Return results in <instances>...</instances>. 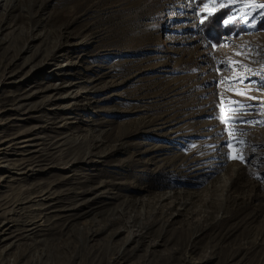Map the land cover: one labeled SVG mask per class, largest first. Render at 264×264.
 Returning <instances> with one entry per match:
<instances>
[{
  "label": "rangeland",
  "instance_id": "rangeland-1",
  "mask_svg": "<svg viewBox=\"0 0 264 264\" xmlns=\"http://www.w3.org/2000/svg\"><path fill=\"white\" fill-rule=\"evenodd\" d=\"M17 1L24 6L31 3ZM37 1L46 20L47 40L28 43L32 55L18 56L9 70L8 76H13L4 79L0 74V159L28 156L19 145H13L11 136L33 129L31 137L39 141L57 134L66 138L71 152L53 150L50 162L57 168L46 172L13 175L0 170V177H4L0 194H11L17 200L24 188L32 186L59 192L109 182L106 188L111 192L145 196L147 206L173 189L181 191L182 200L196 195L193 208L201 214L221 193V179L226 176L231 181L230 195L238 198L237 205L233 200L230 207L236 208L232 216L219 221V228L198 237L190 252L192 262L259 264L264 253V125L246 122L264 121V9L251 6L264 4V0H225L223 7L213 4L208 10H203L200 0ZM215 17L219 23L211 29L219 30L218 38L203 32V25ZM7 21L14 30L5 24L0 38L8 37L10 54L14 55L24 42L31 41L32 22L19 15ZM57 46H61L59 57L41 71L30 73ZM28 60L33 62L28 64ZM66 63H72L71 75L55 77L56 67ZM72 93L75 98L58 99ZM23 96H31L29 107L39 108L26 114L11 109ZM51 122L56 123L47 126ZM96 126L102 135L93 132ZM237 129L247 135L239 136ZM229 131L233 132L231 137ZM98 138L102 139L100 146ZM118 139L122 150L111 152ZM230 139L232 149L227 146ZM241 139L246 143L236 144ZM87 151L92 154L87 161L64 165L71 157H86ZM230 153L242 155L243 162L230 159ZM37 204H41L39 198L24 207L36 208ZM211 211L208 222L223 214L216 207ZM19 215L9 216L7 233L14 232ZM185 219L184 215L175 218L172 233L166 235L171 239L167 248L186 243L188 231L176 232ZM85 220L80 226L87 223ZM241 220L249 223L232 231L226 241L216 238V232L233 228ZM250 223L256 225L253 231ZM125 237L121 235L118 244ZM257 237L262 238L254 246ZM148 246L145 242L121 264L144 260ZM253 247L257 260L252 261V254H256ZM212 251L215 259L204 262L206 253ZM234 251L239 257L229 262ZM153 256L145 258L148 264H167ZM170 264H182V259Z\"/></svg>",
  "mask_w": 264,
  "mask_h": 264
},
{
  "label": "bare ground",
  "instance_id": "bare-ground-1",
  "mask_svg": "<svg viewBox=\"0 0 264 264\" xmlns=\"http://www.w3.org/2000/svg\"><path fill=\"white\" fill-rule=\"evenodd\" d=\"M0 15L2 16L3 24L0 26V31L6 29L7 26L14 30V26L9 21L6 23V20L14 21L18 15L27 17L32 22V31L29 33L32 39L31 41L24 42L17 49L16 54H10L12 49L10 48L11 42L8 40V37L0 38V56H6L5 58H0V74L6 79L13 76H8L9 70L16 63L19 55L28 52H31L32 55L28 43L37 39L46 41L48 37H45V34H49V32L44 31L46 20L42 15L40 1L31 0L29 6H24L17 0H0ZM35 33L36 35H34ZM60 47H55L57 50H52L37 65L31 66L30 73L41 71L50 66V62L59 57L57 53L60 52ZM32 62V60L30 62L28 60V64ZM71 66L72 63L58 66L56 67V74L53 75L55 77L71 75L69 73ZM30 97L23 96L16 99L15 103L11 105V109L22 110L24 114L32 110L36 111L39 107H29L27 103ZM75 97L76 95L72 93L71 95H62L58 99L60 101H67ZM79 109H83V105ZM54 123L56 122L47 123V126ZM65 124L66 122L64 121L62 126L58 127H63ZM32 131L24 130L11 136L13 145H19L25 151V155L28 156L22 160L3 157L0 159V170L13 175H24L28 172H46L50 168H57L56 166H52L50 162L53 150L66 153L71 152L66 147V138H61L59 134L55 137L44 136L43 138H39L42 139V141H39L36 140L38 138L32 139ZM93 132L97 136H100L103 131L97 128ZM116 141L117 143L111 152L118 153L122 150L123 144L121 139ZM97 142L98 145H102V139L98 138ZM2 144L3 142L0 141V154L3 152V149H1ZM74 149L72 148V151ZM37 153L41 154L34 158ZM91 156V152H88L86 157L83 158L71 157L69 160L66 159L67 162H64V165L71 164L70 166H73L77 162L87 161L86 158H90ZM18 161L21 162L18 163ZM3 178L0 177V182ZM221 182L223 185L221 193L213 197L214 199H211L209 207L205 205V208L201 210V214H198V210L193 208L195 199L197 198L196 195H188L185 200H182L179 195L181 191L176 192L174 189L163 193L159 197L157 196L154 203L148 206L145 196L138 198L111 192L106 188L109 182H105L106 184L98 187L79 188L80 190L78 188H67L59 192L53 190V187V189L41 190L38 186H32L24 188V193L17 200L13 199L11 194L7 195L2 192L0 194V214L2 213L0 216V264H121L122 261H125L137 252L145 242L149 243L145 258L154 255V258L160 257L162 259L161 263L170 264L171 260L182 259V264H193L190 252L196 248L198 237L207 234L211 229L213 230L221 219L226 220L232 216L234 208H236L230 207L231 201L234 200L235 204L238 202V198H233L234 196L230 195L231 186L229 182L231 181L225 176L221 179ZM103 188L106 189L101 190ZM143 191H147V189L145 188ZM35 198H39L41 204H37L36 208L30 207L31 209L24 207V205ZM213 207H216L219 213L223 212V214L218 218L219 220L214 218L213 221L208 222L207 218L211 216ZM13 213H20L16 219V229L14 232L7 233L10 229L9 216L13 215ZM180 215L187 216V219L178 224L176 232L177 230L188 231L187 241L183 245L173 244L170 248H167L168 244L171 243V239H166V235L172 233L171 231L173 230L170 228L172 226L173 228L175 227L176 221L174 220ZM85 217L88 219L85 220L87 223L80 226V221L86 219ZM238 222L239 224L234 225L233 228L228 230L221 232L214 231L216 232V238L226 241L232 231H236L240 227L243 228L244 224L247 225L249 223V221L242 220ZM255 226H252V223H250L249 230L253 231ZM176 232L174 233L176 234ZM123 234H126L125 240L121 244H118L117 239ZM258 234L261 235L259 232ZM260 238L262 237L256 238L254 246ZM262 239L264 240V238ZM132 244L135 245L129 249ZM262 245L263 242L261 241L259 247ZM184 250L186 253H183ZM162 251L166 253L164 254L165 256L159 255ZM253 252H256L254 247ZM238 254V252L234 251L233 255H231L232 259L229 262L239 257ZM252 256H254L251 259L252 261L254 259L257 260V252L256 254L253 253ZM145 258L133 264H148V259ZM203 259L204 262L214 260L215 253L213 251L212 253H206ZM258 263L264 264V253L258 260Z\"/></svg>",
  "mask_w": 264,
  "mask_h": 264
},
{
  "label": "snow or ice",
  "instance_id": "snow-or-ice-1",
  "mask_svg": "<svg viewBox=\"0 0 264 264\" xmlns=\"http://www.w3.org/2000/svg\"><path fill=\"white\" fill-rule=\"evenodd\" d=\"M200 4L202 5L203 10H208V9H209V6H210V5H213V4H218V6L223 7L224 4H225V0H200ZM251 6L254 7V8H261V9H264V4H252ZM209 15H212V12H209ZM206 18H207V17H205L204 19H206ZM202 22H203V20H202ZM214 47H215V46H214ZM262 79H264V77H262ZM245 114H246V113H245ZM218 118H220V117H218ZM222 122L225 123V124L229 123V121H226V120H222ZM232 123L235 124L236 122H232ZM246 123H260L261 125H264V121H261V122H251V121H248V122H246ZM236 131H237V134H238L239 136H241V137L247 135V133L244 132L243 130L237 129ZM228 135H229V137H231V136L233 135V132L229 131V132H228ZM245 143H246V141H244V140H242V139L236 141V144H238V145H244ZM227 146H228L230 149L233 148V142H232L231 139L228 141ZM229 158H230V159H234V160H235V159H239V160H241V161L243 162V156H242V155H239V154H237V155H232V154L230 153V154H229Z\"/></svg>",
  "mask_w": 264,
  "mask_h": 264
},
{
  "label": "trees",
  "instance_id": "trees-1",
  "mask_svg": "<svg viewBox=\"0 0 264 264\" xmlns=\"http://www.w3.org/2000/svg\"><path fill=\"white\" fill-rule=\"evenodd\" d=\"M218 17V16H217ZM217 17L214 18L212 22H209L208 25H203V32L204 34H210L213 38H218L220 35L219 30L212 31L211 28H215L218 25L219 21Z\"/></svg>",
  "mask_w": 264,
  "mask_h": 264
}]
</instances>
